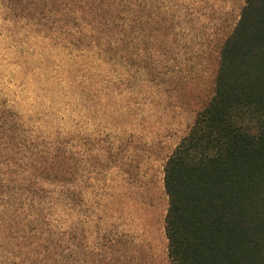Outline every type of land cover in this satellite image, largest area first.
<instances>
[{
	"label": "rangeland",
	"instance_id": "374dc122",
	"mask_svg": "<svg viewBox=\"0 0 264 264\" xmlns=\"http://www.w3.org/2000/svg\"><path fill=\"white\" fill-rule=\"evenodd\" d=\"M242 1L171 0L170 40L150 38L141 59L108 51L87 27L34 15L31 0H0V108L23 155L67 161L65 195L50 183L45 202L68 254L168 264L164 163L213 92L215 33Z\"/></svg>",
	"mask_w": 264,
	"mask_h": 264
},
{
	"label": "trees",
	"instance_id": "16d2710c",
	"mask_svg": "<svg viewBox=\"0 0 264 264\" xmlns=\"http://www.w3.org/2000/svg\"><path fill=\"white\" fill-rule=\"evenodd\" d=\"M170 2L31 0L26 7L89 28L108 51L144 59L150 38L160 46L174 32L165 18ZM210 55L213 92L164 163L168 264H264V0L242 1L238 18L215 33ZM22 143L0 108V264H98L68 254L65 232L47 212L54 193L47 185L67 191V161L53 152L23 155Z\"/></svg>",
	"mask_w": 264,
	"mask_h": 264
}]
</instances>
